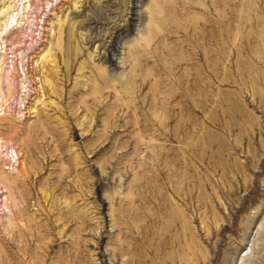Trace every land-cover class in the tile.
I'll list each match as a JSON object with an SVG mask.
<instances>
[{"label":"rangeland","instance_id":"rangeland-1","mask_svg":"<svg viewBox=\"0 0 264 264\" xmlns=\"http://www.w3.org/2000/svg\"><path fill=\"white\" fill-rule=\"evenodd\" d=\"M1 30L0 264H264V0H0Z\"/></svg>","mask_w":264,"mask_h":264},{"label":"bare ground","instance_id":"bare-ground-1","mask_svg":"<svg viewBox=\"0 0 264 264\" xmlns=\"http://www.w3.org/2000/svg\"><path fill=\"white\" fill-rule=\"evenodd\" d=\"M25 2H28L29 0H24ZM25 4V3H24ZM24 9H25V5H22V11H18L16 14H12L11 16H10V19H11V17H13V19H12V22H11V24H13V22H15V25H18L19 24V22H20V19H21V17H22V12L24 11ZM137 11V10H136ZM24 14V13H23ZM8 25V24H7ZM125 34V33H124ZM125 36V35H124ZM120 36H118L117 38H115L114 40H113V49H112V56H111V62H112V64L115 66V65H118V62H117V58H116V55H117V43H118V41H120ZM3 42L5 43V36L3 35V31L1 30V32H0V104H1V106L2 105H5V103H6V101H7V99H6V101L4 100L3 101V99H2V93H1V89L3 88V86H2V84H3V81H2V74H3V71H6L7 72V79H8V81L10 80L11 82H10V84H13L14 83V77H12V76H9L10 74H9V72H11V70L9 69H7L6 68V61H5V57H6V55H7V52L5 51V50H3L4 48H3ZM117 42V43H116ZM119 45V44H118ZM12 66H13V69H16V65H15V62L14 61H12ZM24 67V66H23ZM30 73V72H29ZM12 74V73H11ZM27 77V76H26ZM25 78V77H24ZM23 78V79H24ZM8 81H6V82H8ZM13 82V83H12ZM24 83H26V82H24V81H20V83L19 84H21L22 86L20 87V93H22L23 92V88H24ZM12 86V85H11ZM10 85H8V92H9V94H10V96H11V92L9 91L10 90V87H11ZM3 91H4V89H3ZM28 91V90H27ZM25 93V92H24ZM30 93V92H29ZM5 95V94H4ZM25 96V95H24Z\"/></svg>","mask_w":264,"mask_h":264}]
</instances>
